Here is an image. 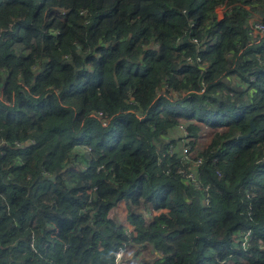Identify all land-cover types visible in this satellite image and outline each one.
I'll list each match as a JSON object with an SVG mask.
<instances>
[{
    "label": "trees",
    "instance_id": "16d2710c",
    "mask_svg": "<svg viewBox=\"0 0 264 264\" xmlns=\"http://www.w3.org/2000/svg\"><path fill=\"white\" fill-rule=\"evenodd\" d=\"M256 23L264 0H0V264L127 247L264 264ZM121 201L132 232L109 216Z\"/></svg>",
    "mask_w": 264,
    "mask_h": 264
},
{
    "label": "rangeland",
    "instance_id": "374dc122",
    "mask_svg": "<svg viewBox=\"0 0 264 264\" xmlns=\"http://www.w3.org/2000/svg\"><path fill=\"white\" fill-rule=\"evenodd\" d=\"M227 5H223L222 8H219L217 10V14L218 16H221L223 14V10L226 8ZM209 128L208 126H205V125H201V131H200V134L199 135V139L197 140V143L194 145V147L190 150V147L188 145H185L184 147H187L189 149V154L188 156H191L193 157L194 155H196L197 152H199L200 150H202L203 148H205V146L210 142L209 138H210V131H209ZM215 129V128H214ZM182 131L185 133L184 129L182 128ZM205 134V135H203ZM184 137L186 138V135H184ZM212 138V137H211ZM238 138V137H237ZM239 139V138H238ZM186 141H190V139H186L185 140V143ZM184 153V152H183ZM188 153V152H187ZM186 154V153H184ZM121 203V202H120ZM119 203H117L116 206L113 207V209H110L109 211V216L111 218H113L116 222L120 223L118 221L119 220H122L123 222V219L121 217L122 213L124 212V209L125 208V205L124 204V207H122V205H118ZM122 204V203H121ZM127 210V209H126ZM113 216V217H112ZM127 218V217H126ZM128 220V219H127ZM124 223H127V221H125ZM127 226V225H126ZM237 241V240H236ZM132 249L127 247V249L125 248V251L123 252L122 256L119 257L115 262V264H148V261L151 260L152 258L154 259L155 257L152 255V253L149 255H147V252H142V253H135L133 256H132ZM225 264H237L236 263V260L233 259V258H230L226 261Z\"/></svg>",
    "mask_w": 264,
    "mask_h": 264
},
{
    "label": "crops",
    "instance_id": "0c3cea01",
    "mask_svg": "<svg viewBox=\"0 0 264 264\" xmlns=\"http://www.w3.org/2000/svg\"><path fill=\"white\" fill-rule=\"evenodd\" d=\"M209 133H210V138H209V140L211 139V137H212V135H213V133H214V131H215V129L214 128H209ZM201 133H202V131H201ZM201 135V134H200ZM203 135H205V134H203ZM122 203V204H121ZM121 203L119 202V204L118 205H122V207H124V202L123 201H121ZM125 208H126V205H125ZM113 209V208H112ZM126 209H124V212L122 213V215H121V217H122V219H123V222H122V220H119L118 219V221L120 222V224H122L123 225V227L125 228V230L126 231H128V232H132L133 231V226H132V224H130V222L127 220V218H126ZM113 217V216H112ZM125 221H127V223H124ZM127 225V226H126ZM132 249V248H131ZM132 251H133V253H132V256L135 254V253H142V252H147V255H149V253L151 254V250L150 249H145V250H139V248L137 249H132ZM153 259V258H152Z\"/></svg>",
    "mask_w": 264,
    "mask_h": 264
},
{
    "label": "built area",
    "instance_id": "2783aa9c",
    "mask_svg": "<svg viewBox=\"0 0 264 264\" xmlns=\"http://www.w3.org/2000/svg\"><path fill=\"white\" fill-rule=\"evenodd\" d=\"M255 28L257 29L256 31L262 32L264 30V26L261 23H256ZM183 152L187 154V147L183 149ZM188 176H191V174H188ZM249 233H247L243 239L242 244L246 245L247 244V236ZM125 251V248L121 249L119 248L116 253H115V261L122 256L123 252ZM116 263V262H115Z\"/></svg>",
    "mask_w": 264,
    "mask_h": 264
},
{
    "label": "water",
    "instance_id": "95a60500",
    "mask_svg": "<svg viewBox=\"0 0 264 264\" xmlns=\"http://www.w3.org/2000/svg\"><path fill=\"white\" fill-rule=\"evenodd\" d=\"M253 129H254V125L251 122V128H250L249 132L247 133V135H240V136H238V138L243 139V138L247 137L252 132Z\"/></svg>",
    "mask_w": 264,
    "mask_h": 264
}]
</instances>
